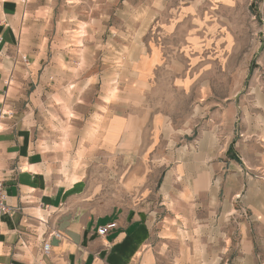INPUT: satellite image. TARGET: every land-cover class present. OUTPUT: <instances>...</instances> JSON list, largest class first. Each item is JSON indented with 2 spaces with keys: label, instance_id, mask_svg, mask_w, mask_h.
<instances>
[{
  "label": "crops",
  "instance_id": "obj_1",
  "mask_svg": "<svg viewBox=\"0 0 264 264\" xmlns=\"http://www.w3.org/2000/svg\"><path fill=\"white\" fill-rule=\"evenodd\" d=\"M71 1L0 0V108L5 102L14 110L0 131L1 176L13 209L0 216V264H157L153 206L157 202L170 211L202 202L203 184L210 185L213 178V171L203 168L206 137L178 159L164 156L162 166L168 169L157 189L154 174L142 165L123 177L129 122L141 121L144 129L152 113L147 91H135L137 103L123 101L120 66L116 58L106 61L99 36L107 27L95 19L104 0ZM90 1L98 8L92 9ZM60 34L77 38L67 37L64 48ZM152 58L140 59L148 62L145 77L159 64ZM113 72L120 93L107 102L112 92L107 94L105 80ZM124 107L129 117H124ZM133 160L145 162L141 155ZM108 162L114 166L109 175L114 182L107 189L99 179L106 178ZM76 163L82 164L80 169H74ZM260 221L264 231V219ZM112 222L117 229L100 237L97 229ZM166 222L160 225L166 227ZM174 224L187 234L185 216ZM196 226L199 231L186 235L196 243L194 254L177 264H229L230 235L220 234L214 225L206 235L214 245L225 240L220 256L219 250L209 252L201 245L202 225ZM242 243L236 264H264V241L258 253L262 263L253 242L244 237ZM45 244L50 245L48 253ZM219 256H226V262L218 263Z\"/></svg>",
  "mask_w": 264,
  "mask_h": 264
},
{
  "label": "rangeland",
  "instance_id": "obj_2",
  "mask_svg": "<svg viewBox=\"0 0 264 264\" xmlns=\"http://www.w3.org/2000/svg\"><path fill=\"white\" fill-rule=\"evenodd\" d=\"M89 3L92 9L99 6ZM100 6L103 10L95 19L107 31L99 36L106 61L116 58L120 66L123 101L137 103L135 91L146 90L152 110L144 129L141 121L129 122L123 177L142 165V170L154 174L157 189L168 169L162 166L164 156L170 153L178 159L206 137L203 168L213 171V178L210 185L203 184L202 202L196 208L170 211L157 202L153 206L157 264L186 262L196 244L186 235L199 231L198 224L203 230L201 245L209 252L219 250L221 256L226 246L225 240L216 245L207 240L214 225L220 234L230 235L229 264H236L244 237L253 242L262 263L258 253L264 241L260 221L264 216L259 214L264 213V0H104ZM114 36L122 50L115 49ZM67 37L77 38L60 34L64 48ZM151 54V61L159 64L145 71V77L148 62L140 59L148 60ZM115 76L107 73L105 88L108 95L112 92L107 102L120 93ZM123 109L124 117H129ZM140 155L145 162L133 160ZM74 165L75 170L82 166ZM105 167L106 178L99 180L108 189L114 182L109 178L114 166L108 162ZM184 216L187 234L174 224ZM164 219L166 227L160 225ZM220 256L218 263H225L226 256Z\"/></svg>",
  "mask_w": 264,
  "mask_h": 264
},
{
  "label": "built area",
  "instance_id": "obj_3",
  "mask_svg": "<svg viewBox=\"0 0 264 264\" xmlns=\"http://www.w3.org/2000/svg\"><path fill=\"white\" fill-rule=\"evenodd\" d=\"M29 0H23L24 4H27ZM25 60V58H23ZM9 83V82H8ZM14 115V110L9 106L7 103H3L2 107L0 108V131H1V123L4 120L11 119ZM6 180L1 176V169H0V216L7 215L12 213L13 209L7 204V194H6ZM117 229V223H110L108 225L99 227L97 229V234L100 237H105L108 235L110 231ZM56 237L60 238L61 235L57 234ZM50 250V245H44V252L48 253Z\"/></svg>",
  "mask_w": 264,
  "mask_h": 264
}]
</instances>
